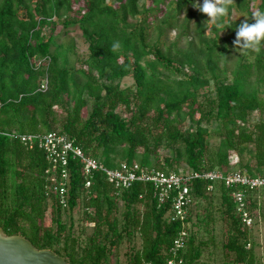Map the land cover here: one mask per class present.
Listing matches in <instances>:
<instances>
[{
  "label": "trees",
  "instance_id": "obj_1",
  "mask_svg": "<svg viewBox=\"0 0 264 264\" xmlns=\"http://www.w3.org/2000/svg\"><path fill=\"white\" fill-rule=\"evenodd\" d=\"M81 1L0 0L1 132L64 134L107 169L126 162L163 172L264 173V40L247 49L233 43L236 26L255 22V0H232L227 15L209 26L192 7L196 0ZM232 10L246 17L230 19ZM58 24L80 30L84 67L67 65L66 49L54 40ZM125 77L131 86L113 83ZM49 169L42 148L0 135L5 234L22 235L70 264H167L185 230L180 264H207L205 256L210 264H263L255 226L258 218L264 225V187L245 189L253 219L247 226L231 189L191 179L181 221L173 217L172 192L160 202L151 182L114 189L101 170L86 173L72 154L65 178L54 173L55 183H64L63 206L49 187Z\"/></svg>",
  "mask_w": 264,
  "mask_h": 264
},
{
  "label": "built area",
  "instance_id": "obj_2",
  "mask_svg": "<svg viewBox=\"0 0 264 264\" xmlns=\"http://www.w3.org/2000/svg\"><path fill=\"white\" fill-rule=\"evenodd\" d=\"M43 88L44 85H43ZM0 135H5L9 139H17L21 143L30 147L36 144L42 148L47 160L50 163L51 184L49 187L57 191L60 196V203L65 206V188L63 182L55 183L56 171H60L61 177L65 178L67 157L72 154L83 164L86 173L92 170H101L109 183L114 189L128 188L134 181L151 182L155 187L156 195L160 202L169 197L172 192V212L173 217L183 221L186 217L187 206L191 202L189 192V181L194 178H201L209 182L221 181L225 187L231 189V198L236 206V211L241 216L245 225L252 224V217L248 214L245 203V189H256L264 187V173L262 175L252 176L246 171L232 169L227 173L210 170V171H179V172H163L155 169L141 167L138 164H127L121 162L115 169H107L101 167L97 160L84 155V153L70 141L64 134L58 132H47L43 134H16L15 132L6 131L1 132ZM234 161L230 163L235 164ZM90 182L87 181L85 186L88 187ZM212 186L209 184L207 190H211ZM186 231L181 230L174 239L171 252L174 258L167 261V264H180L181 260L175 257L177 251L182 249L185 245Z\"/></svg>",
  "mask_w": 264,
  "mask_h": 264
},
{
  "label": "rangeland",
  "instance_id": "obj_3",
  "mask_svg": "<svg viewBox=\"0 0 264 264\" xmlns=\"http://www.w3.org/2000/svg\"><path fill=\"white\" fill-rule=\"evenodd\" d=\"M81 3L82 1L79 0ZM108 3H112V0H107ZM197 3H203V0H196ZM260 0H255L253 3H251V10L253 12H257V6L259 4ZM141 3H144L146 6L151 4V0H143ZM76 6H74L75 8ZM206 16V14H204ZM246 17V14L244 12L232 10L231 16L228 17L230 19H244ZM206 19H208L206 17ZM208 26L211 24H207ZM192 28V25H191ZM208 32V29L206 30ZM54 34H56L55 43L61 44L64 49L67 51V65L74 68L84 67L82 64L83 60L86 58L87 55V44L84 41L83 37L80 34V30L77 28V26H69L65 29H61V25L58 24L55 27V30L53 31ZM222 33V32H221ZM175 36V31H170L167 34L168 40L167 43L172 41ZM163 39V38H162ZM184 42V39H181V43ZM254 48V46H252ZM113 83H119L121 88L131 86L132 85V79L130 77H125L120 80H114ZM56 109V108H55ZM122 108H118V111ZM57 113H61L59 109H56ZM83 115H85L84 109L82 110ZM259 117V113L255 111L251 115V120L256 121ZM56 130H59V127L56 128ZM213 141V140H212ZM160 155H165L166 151L159 150ZM232 161L235 160L234 155L231 158ZM75 218L80 217V212L75 209V211L72 212ZM253 214L257 216V212L253 211ZM63 218H65V214H62ZM258 217V216H257ZM260 217V216H259ZM257 224L255 226L256 235L258 237V241H260V246L258 248V252L263 255L261 262L264 264V225L262 222V219H257ZM203 261H206L207 264L211 263V260L207 259V256L202 258Z\"/></svg>",
  "mask_w": 264,
  "mask_h": 264
},
{
  "label": "clouds",
  "instance_id": "obj_4",
  "mask_svg": "<svg viewBox=\"0 0 264 264\" xmlns=\"http://www.w3.org/2000/svg\"><path fill=\"white\" fill-rule=\"evenodd\" d=\"M232 0H203V3L193 2L192 7L198 9L202 14H206L204 24L215 25L219 17H223L228 13V6ZM254 23L249 24L245 18L235 28L234 45L236 47H243L245 49L252 45L259 44L264 40V11H257L253 13ZM116 46H114L115 49Z\"/></svg>",
  "mask_w": 264,
  "mask_h": 264
},
{
  "label": "water",
  "instance_id": "obj_5",
  "mask_svg": "<svg viewBox=\"0 0 264 264\" xmlns=\"http://www.w3.org/2000/svg\"><path fill=\"white\" fill-rule=\"evenodd\" d=\"M0 264H70L48 248L38 249L22 235H7L0 227Z\"/></svg>",
  "mask_w": 264,
  "mask_h": 264
}]
</instances>
